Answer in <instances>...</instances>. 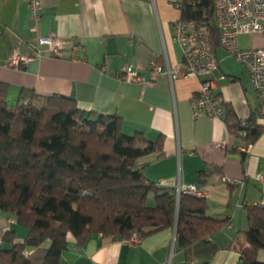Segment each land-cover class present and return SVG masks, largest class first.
Here are the masks:
<instances>
[{
	"label": "crops",
	"instance_id": "crops-1",
	"mask_svg": "<svg viewBox=\"0 0 264 264\" xmlns=\"http://www.w3.org/2000/svg\"><path fill=\"white\" fill-rule=\"evenodd\" d=\"M176 1L41 0L40 19L35 24L25 0H0V81L9 85L8 99H16L20 88L40 96L71 97L85 112L118 116L126 135L140 132L142 142L161 137L162 154L138 158L135 168L164 189L196 185L207 202V215L217 219L231 215L230 226L213 236L219 249L209 264H239V254L232 246L244 240L245 205L264 207V119L257 116L248 71L219 44L214 50L217 67L213 80L225 101L223 118L193 116L190 99L199 88V78L170 80L161 73L151 79L152 60L172 70L183 61L173 38L174 22L180 19ZM48 35L62 46L60 56H52L42 47L43 53L21 69L5 66L14 53L31 54L37 47L36 38ZM238 40L242 48L264 43V38L254 33L242 34ZM126 66L140 80L122 79ZM231 115L236 121L250 119L259 131L245 155L241 147L246 141L227 127L226 118ZM201 171L206 175L202 186ZM6 231H12L17 242L26 233L14 213L0 211V244L9 248L10 244L2 241ZM47 247L48 243L28 248L29 264H41ZM257 258L264 262V251L260 250ZM182 262L174 228H168L142 236L136 244L92 234L79 245L69 236L59 264Z\"/></svg>",
	"mask_w": 264,
	"mask_h": 264
},
{
	"label": "trees",
	"instance_id": "trees-1",
	"mask_svg": "<svg viewBox=\"0 0 264 264\" xmlns=\"http://www.w3.org/2000/svg\"><path fill=\"white\" fill-rule=\"evenodd\" d=\"M180 19L206 22L215 50L219 31L211 0H181ZM8 90L0 81V211L14 213L26 233L21 242L12 231L3 234L10 247L0 244V264H29L26 250L45 243L41 264H59L69 236L79 245L92 234L125 241L133 232L141 238L175 223L180 264H209L219 249L213 236L230 226V218L207 215L204 198L180 194L177 200L176 189L159 187L135 168L138 158L162 154L161 137L142 142L140 132H122L118 116L85 112L62 95L20 88L10 104ZM226 123L231 134L240 129L232 115ZM251 124L244 140L253 143L259 131ZM205 177L199 172L200 186ZM245 208L244 240L232 248L239 264H264L257 258L264 251V207Z\"/></svg>",
	"mask_w": 264,
	"mask_h": 264
},
{
	"label": "built area",
	"instance_id": "built-area-1",
	"mask_svg": "<svg viewBox=\"0 0 264 264\" xmlns=\"http://www.w3.org/2000/svg\"><path fill=\"white\" fill-rule=\"evenodd\" d=\"M25 2L29 16L36 24L40 19L41 0H25ZM211 2L219 31V45L228 56L233 57L248 71L257 100V116L264 119V43L259 47L242 48L238 40L240 35L251 33L259 34L264 38V0H211ZM174 5L180 9L181 0H177ZM31 30L35 31L36 27L33 26ZM173 38L182 52L181 66L172 70L167 64L164 67L152 60L149 63L151 79H155L161 73L167 74L170 80L179 77L199 78V88L190 99L193 116L223 118L225 101L216 90L213 80L217 60L212 49L210 26L203 21L179 19L174 22ZM36 44V49L29 55L21 56L14 53L7 59L5 66L21 69L33 56L43 53L42 47H45V52L52 56L61 55L62 46L53 35L37 37ZM121 78L127 81L140 80L130 66L125 67ZM238 122L240 129L237 135L245 138L252 124L247 119H240ZM252 145L253 143L246 142L241 150L247 153ZM225 180L228 183H237L236 180ZM180 194L200 197L202 192L196 185H179L176 188L177 200ZM228 217L231 218V215ZM139 240V235L133 232L125 241L136 244Z\"/></svg>",
	"mask_w": 264,
	"mask_h": 264
},
{
	"label": "rangeland",
	"instance_id": "rangeland-1",
	"mask_svg": "<svg viewBox=\"0 0 264 264\" xmlns=\"http://www.w3.org/2000/svg\"><path fill=\"white\" fill-rule=\"evenodd\" d=\"M8 101H9L10 104H13V103L15 102V99H13V98L10 97V98L8 99ZM152 199H153L152 195L149 194V198H148V203H149V204H152Z\"/></svg>",
	"mask_w": 264,
	"mask_h": 264
},
{
	"label": "water",
	"instance_id": "water-1",
	"mask_svg": "<svg viewBox=\"0 0 264 264\" xmlns=\"http://www.w3.org/2000/svg\"><path fill=\"white\" fill-rule=\"evenodd\" d=\"M254 131V129H252V132ZM242 155H245V153H242ZM175 227H176V223L174 225V231H175Z\"/></svg>",
	"mask_w": 264,
	"mask_h": 264
}]
</instances>
